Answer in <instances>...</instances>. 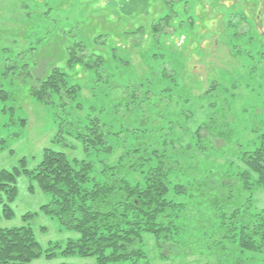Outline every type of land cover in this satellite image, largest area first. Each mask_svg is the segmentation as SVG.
<instances>
[{"label":"rangeland","instance_id":"374dc122","mask_svg":"<svg viewBox=\"0 0 264 264\" xmlns=\"http://www.w3.org/2000/svg\"><path fill=\"white\" fill-rule=\"evenodd\" d=\"M165 1L0 0V170L34 169L45 147L68 158L106 159L105 151L86 148L69 126L75 121L83 127L88 114L112 133L106 140L113 158L119 154L116 132L128 144L146 136L159 143L170 140L167 149L174 158L199 165L194 175L185 165L183 173H176L186 187L212 166L235 172L241 165L233 157L239 145L250 151L264 144V0H185L186 11L181 0ZM170 7L177 14L169 25L161 24L162 32L153 33L155 21ZM182 16L192 17L190 28L179 27L178 20L186 22ZM66 28L73 34L66 38L81 40L85 53L101 56V67L66 62L67 41L60 33ZM53 64L64 68L68 86L77 85L75 98L66 97V86L43 99L31 93L36 79ZM203 146L207 151L199 150ZM15 179L14 216L1 219L0 225H29L42 249L76 235L44 212L42 206L52 197L33 178L19 172ZM198 190L172 193L187 208L197 206L179 235L188 249L161 257L156 240L149 237L145 264H204L219 261L218 253L226 260L232 257L234 242L223 241L212 225L195 224L201 216L218 218L212 214L217 203L209 202L214 195L202 198ZM227 191L216 197L221 200ZM251 194L250 206L264 208V189ZM25 213L32 215L23 217ZM214 237L221 243L214 245ZM53 250L57 253L29 264L95 262L91 256L61 254L57 246ZM256 257L264 264L263 257Z\"/></svg>","mask_w":264,"mask_h":264},{"label":"trees","instance_id":"16d2710c","mask_svg":"<svg viewBox=\"0 0 264 264\" xmlns=\"http://www.w3.org/2000/svg\"><path fill=\"white\" fill-rule=\"evenodd\" d=\"M181 1L186 11V1ZM163 2L166 3L165 0ZM175 10L167 8L152 26L153 33L162 32L161 24H170L169 19L177 14ZM184 18L186 22L178 20L179 27L185 24L190 28L192 17ZM60 33L67 41L63 48L69 65L82 61L86 67H101L100 55L85 53L81 40L66 38L69 33L73 36L68 28L60 30ZM63 69L57 64L50 66L46 75L36 79L31 93L43 99L51 92H61L62 86H66V97L75 98L78 87L67 85V73ZM75 105L80 110V104ZM86 117L83 127L75 121L69 123L72 133L82 140L86 148L91 146L95 151H105L106 159L97 158L92 162L68 158L61 150L45 147L34 169L0 170V220L14 216L10 202L16 194L15 177L22 172L52 197L50 204L42 206L44 212L55 215L65 228L74 230L76 235L68 237L63 245L53 244L42 249L29 225H0V264H29L42 255L50 257L56 254L54 246L59 247V253L64 255L91 256L95 260L92 264H138V261L145 264L148 258L144 241L149 237L156 240L154 247L159 256H178L189 247L179 239L184 231V220L193 215L197 206L187 208L188 203L176 201L172 193L189 194L198 189L202 198L214 195L215 198L209 202L217 203V208L211 213L217 214L218 218L210 221L201 216L195 224L199 227L202 223L204 228L214 226L223 241L236 245V250L231 251L232 257L227 260L218 253L220 262L210 260L204 264H260L254 258L258 259L257 255L264 258V208L254 209L250 204L252 190L264 189L263 143L250 151L240 145L234 148L233 157L241 164L235 172L212 166L201 171L193 183L187 181L186 187L176 173L182 172L185 165L189 171L193 169L190 174L194 175L200 170L199 165L181 156L174 158L167 149L171 146L170 140L159 143L146 136L128 144L120 139L121 132H116L114 137L119 142V154L113 158V147L106 140V136L112 133L104 130L105 125L96 116L88 114ZM199 134L197 130L195 135L201 138ZM199 150L207 151L205 146ZM221 190H228V193L222 192L220 200L216 196ZM229 201L233 203L226 205ZM224 204L226 206L222 207ZM31 215L25 213L23 217ZM214 239L217 241L213 242L214 245L221 243L218 238ZM200 254L196 252V256Z\"/></svg>","mask_w":264,"mask_h":264}]
</instances>
